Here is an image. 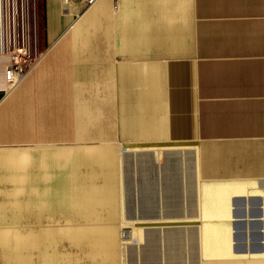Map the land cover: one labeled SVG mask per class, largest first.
<instances>
[{
    "label": "crops",
    "instance_id": "crops-1",
    "mask_svg": "<svg viewBox=\"0 0 264 264\" xmlns=\"http://www.w3.org/2000/svg\"><path fill=\"white\" fill-rule=\"evenodd\" d=\"M39 3L37 68L0 54V264H264V0Z\"/></svg>",
    "mask_w": 264,
    "mask_h": 264
},
{
    "label": "built area",
    "instance_id": "built-area-1",
    "mask_svg": "<svg viewBox=\"0 0 264 264\" xmlns=\"http://www.w3.org/2000/svg\"><path fill=\"white\" fill-rule=\"evenodd\" d=\"M65 5L72 0H62ZM86 8L98 0H80ZM40 0H0V54L6 55L4 81L13 89L37 68L46 54L39 47ZM22 22L20 23V20ZM21 28V33L19 31Z\"/></svg>",
    "mask_w": 264,
    "mask_h": 264
},
{
    "label": "rangeland",
    "instance_id": "rangeland-1",
    "mask_svg": "<svg viewBox=\"0 0 264 264\" xmlns=\"http://www.w3.org/2000/svg\"><path fill=\"white\" fill-rule=\"evenodd\" d=\"M43 14V8H41V7H39V9H38V19H39V28H40V30H43V19H42V15ZM19 20H20V17H19ZM22 22V20H20V23ZM21 26H20V29H19V31H20V33H21ZM42 32V31H41ZM97 167V169H100V170H102L100 167H98V166H96ZM101 171H99V173H100ZM120 230L121 229H117L116 230V236H117V238H118V235H119V233H120ZM135 242H137V240L136 239H134L133 240V245H135L134 243ZM137 245H138V242H137ZM71 250L72 249H70V255L71 254H73L74 255V252L72 253L71 252ZM87 257V256H86ZM87 258H91L92 259V256H88ZM116 264H122V258H121V249H120V246H119V243L117 244V247H116ZM98 260H94V262H91V263H86V264H96V262H97Z\"/></svg>",
    "mask_w": 264,
    "mask_h": 264
},
{
    "label": "bare ground",
    "instance_id": "bare-ground-1",
    "mask_svg": "<svg viewBox=\"0 0 264 264\" xmlns=\"http://www.w3.org/2000/svg\"><path fill=\"white\" fill-rule=\"evenodd\" d=\"M120 237H121L123 242H125V240L129 239V234H128L127 230L122 229Z\"/></svg>",
    "mask_w": 264,
    "mask_h": 264
},
{
    "label": "water",
    "instance_id": "water-1",
    "mask_svg": "<svg viewBox=\"0 0 264 264\" xmlns=\"http://www.w3.org/2000/svg\"><path fill=\"white\" fill-rule=\"evenodd\" d=\"M135 245H137V242H135Z\"/></svg>",
    "mask_w": 264,
    "mask_h": 264
}]
</instances>
